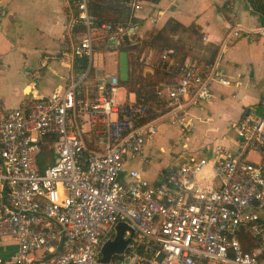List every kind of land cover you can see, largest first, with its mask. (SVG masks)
<instances>
[{
    "label": "built area",
    "instance_id": "obj_1",
    "mask_svg": "<svg viewBox=\"0 0 264 264\" xmlns=\"http://www.w3.org/2000/svg\"><path fill=\"white\" fill-rule=\"evenodd\" d=\"M75 7L63 56L67 65L86 58V67L25 107L0 111V245L17 244L0 264H264V104L233 124V153L221 144L210 156L191 155L163 180L146 178L142 168L146 144L164 123L179 126L187 145L190 109L212 99L215 82L232 84L219 68L222 51L231 40L264 35V27L232 26L208 71L186 60L177 83L157 91L160 108L152 114L145 95L127 89L119 101L120 76L97 77L93 68L95 35L108 44L118 39L109 48L121 50L126 36L133 40V22L99 24L87 0ZM131 159L140 165L123 177ZM120 222L129 243L103 263L102 248ZM245 231L258 242L250 250L240 240Z\"/></svg>",
    "mask_w": 264,
    "mask_h": 264
},
{
    "label": "crops",
    "instance_id": "obj_2",
    "mask_svg": "<svg viewBox=\"0 0 264 264\" xmlns=\"http://www.w3.org/2000/svg\"><path fill=\"white\" fill-rule=\"evenodd\" d=\"M74 1L0 0V111L25 107L35 94H50L54 88L65 85L73 70L79 69L75 67L79 61L67 65L63 56L71 47L66 32L78 12ZM226 4L230 10L224 13L222 6ZM130 5L134 8L133 32L140 38L162 28L169 18L186 26L195 24L201 39L186 38L189 51L186 60L192 57L197 60L194 49L201 53L200 58L208 55L211 46H219L220 52L226 35L235 24L244 30L264 27V15L255 10L249 0H141ZM74 29L75 36L79 37L83 27ZM195 43L200 44L198 49ZM95 46L104 54L97 63L93 58L94 70L120 76L119 54L124 50L109 48L102 33L95 35ZM149 52L152 54L150 62L143 61L146 72L153 71V51L149 48L142 52ZM105 54L117 56L118 72L106 71ZM219 68L231 78L232 84L224 86L215 82L212 99L190 109L194 128L187 145H184L179 126L163 124L178 128V140L165 149L159 131L147 142L148 162L142 164L146 178L163 180L170 167L191 155L210 156L217 145L222 144L233 153L238 144L233 124L245 113L263 109L264 35L243 36L228 42L220 55ZM122 86L124 100L127 87ZM179 144L183 147L175 151ZM139 165L138 159L129 160L122 176L126 177L128 169ZM260 215L264 223V211ZM16 249L15 242H3L0 255L9 256ZM43 261L39 259L35 264H44Z\"/></svg>",
    "mask_w": 264,
    "mask_h": 264
},
{
    "label": "trees",
    "instance_id": "obj_3",
    "mask_svg": "<svg viewBox=\"0 0 264 264\" xmlns=\"http://www.w3.org/2000/svg\"><path fill=\"white\" fill-rule=\"evenodd\" d=\"M76 1L78 0L74 2L76 3ZM138 1L141 0H87V4L90 14L95 16L99 24L103 22L119 24L134 21L132 19L134 8L130 3ZM249 1L255 10L264 15V0ZM222 10L227 13L226 11L230 9L226 4L222 6ZM192 37L197 40L201 39V34L195 24L186 26L175 18H169L162 28L149 32L143 38L132 34V41L129 40L128 36L122 41L121 50L128 53L129 79L121 84L126 86L129 91H136L138 95H145L152 114L160 108L161 101L157 91L163 88L165 84L175 85L180 78V67L189 56L186 38ZM149 48L153 51L152 72L145 71V65L140 59V54ZM207 51L208 55L201 59L194 60V57L191 58L196 66L205 71H208L214 63L219 52V46H211ZM165 52L168 54L167 59L163 58ZM86 65L87 59L82 58L75 67L83 69ZM42 153L41 166L44 165L46 157L49 155V148L44 146ZM240 240L245 250H250L258 243L249 231L243 232L240 235Z\"/></svg>",
    "mask_w": 264,
    "mask_h": 264
},
{
    "label": "water",
    "instance_id": "obj_4",
    "mask_svg": "<svg viewBox=\"0 0 264 264\" xmlns=\"http://www.w3.org/2000/svg\"><path fill=\"white\" fill-rule=\"evenodd\" d=\"M119 43L118 39L110 40L109 45H116ZM119 73L120 80L126 82L129 79V59L128 53L126 51H121L119 54ZM102 75L101 69H96V76L100 77ZM117 234L113 240L107 241L102 248L101 262H109L113 254H120L124 251L125 247L129 243V239H124V230L128 228L127 224L120 222L117 225Z\"/></svg>",
    "mask_w": 264,
    "mask_h": 264
},
{
    "label": "rangeland",
    "instance_id": "obj_5",
    "mask_svg": "<svg viewBox=\"0 0 264 264\" xmlns=\"http://www.w3.org/2000/svg\"><path fill=\"white\" fill-rule=\"evenodd\" d=\"M200 46L199 43H195V48L198 49ZM96 47V50L94 52V59H95V63H97L98 61H100V59L103 57V52L102 51H98L97 50V46ZM193 52H195V56L196 58H200V52L198 50H193ZM116 59H117V56L115 55H112V54H105V63H106V71L107 72H118V68H117V65H116ZM123 93H124V87L122 86V84L119 86V90H118V100H123ZM177 127L176 126H172V127H168V126H165V125H162L161 128H160V134L163 136V145L165 146V149L169 148L170 146L172 147L173 143L176 142L178 140V134H177ZM183 144H179V146L177 148H175V151L176 149L178 150L180 147H183L182 146ZM182 149V148H181ZM157 151L159 152V150L157 149ZM164 155V154H163ZM253 157H255L254 154H252ZM39 163H41V160L43 158V153H41L39 155Z\"/></svg>",
    "mask_w": 264,
    "mask_h": 264
}]
</instances>
